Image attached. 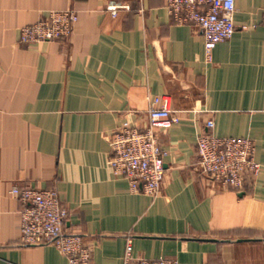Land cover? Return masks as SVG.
<instances>
[{"label": "crops", "instance_id": "0c3cea01", "mask_svg": "<svg viewBox=\"0 0 264 264\" xmlns=\"http://www.w3.org/2000/svg\"><path fill=\"white\" fill-rule=\"evenodd\" d=\"M235 7L234 35L207 62L202 34L175 23L166 0H0V264H68L52 245L21 243L14 186L58 192L64 230L83 237L91 264H123L128 240L137 258L264 264V0ZM69 9V38L19 42L21 27ZM155 97L178 122L159 135L153 198L110 157L112 134L124 121L145 127ZM202 134L252 139L261 171L243 191L195 169Z\"/></svg>", "mask_w": 264, "mask_h": 264}, {"label": "built area", "instance_id": "2783aa9c", "mask_svg": "<svg viewBox=\"0 0 264 264\" xmlns=\"http://www.w3.org/2000/svg\"><path fill=\"white\" fill-rule=\"evenodd\" d=\"M109 10L116 14V7ZM166 10L179 25H191L204 38L207 62L213 50L235 33V0H166ZM78 20L75 10L50 11L37 22L21 27L19 42L32 44L67 39ZM178 122L169 100L155 97L148 111V124L139 127L124 121L111 136L110 165L116 176L125 178L133 193L142 192L157 197L165 175L166 151L160 132ZM206 126L214 127L212 120ZM195 169L214 181L236 191H243L245 178L257 175L261 164L255 159V144L248 137H218L202 134L196 142ZM11 194L19 199L21 243L24 245H52L63 254L68 264H91V249L82 236L66 233L64 224L68 212L53 189L14 186ZM123 264H179L175 258H137L131 240L125 244Z\"/></svg>", "mask_w": 264, "mask_h": 264}]
</instances>
